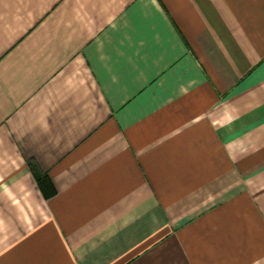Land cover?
I'll use <instances>...</instances> for the list:
<instances>
[{"label": "crops", "instance_id": "1", "mask_svg": "<svg viewBox=\"0 0 264 264\" xmlns=\"http://www.w3.org/2000/svg\"><path fill=\"white\" fill-rule=\"evenodd\" d=\"M0 264H264V0H0Z\"/></svg>", "mask_w": 264, "mask_h": 264}, {"label": "trees", "instance_id": "2", "mask_svg": "<svg viewBox=\"0 0 264 264\" xmlns=\"http://www.w3.org/2000/svg\"><path fill=\"white\" fill-rule=\"evenodd\" d=\"M32 170L37 178L40 186L44 190L47 197L53 196L56 192L55 189L51 183V180L49 179L48 175L41 172L36 166L32 165Z\"/></svg>", "mask_w": 264, "mask_h": 264}]
</instances>
